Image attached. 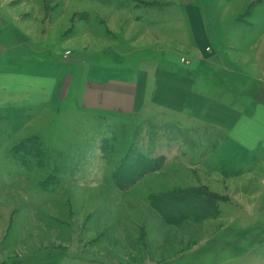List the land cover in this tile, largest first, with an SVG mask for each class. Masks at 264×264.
Masks as SVG:
<instances>
[{
	"label": "rangeland",
	"instance_id": "374dc122",
	"mask_svg": "<svg viewBox=\"0 0 264 264\" xmlns=\"http://www.w3.org/2000/svg\"><path fill=\"white\" fill-rule=\"evenodd\" d=\"M195 1L226 21L207 47L185 0H0V264H264V134L238 136L222 104H202L247 118L262 105L212 44L251 71L231 22L255 18L260 37L264 0ZM163 56L201 72L177 103L148 79L157 61L140 62ZM115 84L145 105L115 107Z\"/></svg>",
	"mask_w": 264,
	"mask_h": 264
},
{
	"label": "crops",
	"instance_id": "0c3cea01",
	"mask_svg": "<svg viewBox=\"0 0 264 264\" xmlns=\"http://www.w3.org/2000/svg\"><path fill=\"white\" fill-rule=\"evenodd\" d=\"M185 3H187V5L182 3L179 6H181V7L184 6V10L187 13V22H188V20H191L190 21L191 22L190 27H192L191 30L195 32V34L193 35L194 39L196 41H199L202 46L207 47L208 45H210V38H211V41H214L212 32L218 27L215 25L220 23V22L224 23L226 21L222 17L221 18L219 17L217 19V21H215L214 18H210L209 16L205 20L202 16L201 8L196 6L195 0H185ZM173 6H174V9L172 12L176 11V6L175 5H173ZM187 7H190V8L187 9ZM254 19L255 18H253V17L252 18L244 17L243 22H241V20H239V19H237V21L234 20L233 22H231L232 24H235L236 22H238L241 25V26L237 27L239 29V31H241V36H237V38L239 37V38L243 39V41L240 42L242 44V48L245 51L249 52L250 54L254 53L253 57L255 60V63H254L255 66L253 65V68H250L251 71H246L243 68L246 66V61H244L242 65L241 64L239 65L236 61H234V59H232V57H230V55L227 52V49L226 50L223 49V45L226 43V41L221 43V44H219L217 41H215V42H213L212 45L215 44V47L218 50H221V54L223 56L221 64H225L224 67L226 70H228L232 73H235V70L237 69L238 75L243 77L244 79H247V81L249 80L251 82L252 80H254V81L260 82L261 84L264 85V33L259 34L260 37H257L256 35L253 37L252 30L247 29V27L248 28H250V27L256 28L257 24L253 21ZM179 23L181 25L182 17H181V20L179 21ZM159 29H161V26L158 28V30ZM180 30L181 29H179V31ZM223 31L225 33L227 32V34H228L227 36H230V33H233V30L229 29L228 26L226 28H223ZM236 31H237V29H236ZM190 33H191V31H190ZM253 38H255V39L257 38V42H254ZM212 55H213L212 59H215V57H217V54H215V53H213ZM246 56H248V55L245 54L244 57L247 58ZM155 61H157V62L153 65H156V69L161 70V75L158 76V79H157V78H154L153 74L150 71L147 72L146 74L148 76V79H150V80L152 79L156 82L157 86H158V84L168 86L169 93H167V92L162 93V97H163L165 103H167L168 99L171 98L172 96H174L173 101L175 103H177L178 100L176 98L178 96H180L183 92H185V90H186V92L187 91L192 92V89L194 87L197 88V85L199 82L197 76L201 75L200 74L201 72L197 71L199 69L196 66L189 67V68L194 69L192 71L194 74L192 72L189 74H185L182 72L184 71L185 68H187V65H183L182 63H180V59H178V58H171V57L163 56L157 60L151 59V61H144L143 59H141L140 62L150 66V65H152L151 62H155ZM226 63H227V65H226ZM182 65L186 66V67L183 68ZM211 69L215 70L216 73H220V76L223 75L225 78V75L223 73L219 72L221 70H219L217 68L214 69V67H212ZM223 76H221V77H223ZM210 79H212V77ZM154 81H153V83L155 84ZM217 84L219 85V82L216 83V85ZM245 84H246V82H244L243 85H245ZM237 86L241 87V84H237ZM220 87L223 88L222 86H220ZM217 89L219 90V86H217ZM114 90L116 91V93H117V91L120 90L118 85L115 84V86L112 87V91H114ZM223 90H224V88H223ZM120 92H121V95H119V93H117V95L116 94L114 95L113 99H107L109 102H112L115 100V102L117 103V105L115 107H117L119 109H121V107H123V106L124 107L127 106V105H125V101L123 100V97H127L126 98L127 104L133 105V106H131L132 110L136 108L135 106L137 104H139L141 106V103H144V105L146 103L145 102L146 98H144L145 94L142 95L141 100H140L139 96L136 97V96H134V94H131L133 92L131 88L130 89L127 88V89H125L124 92L123 91H120ZM194 93L197 94V91ZM213 95H214V93H213ZM95 96L100 98V95H98L96 93L93 96V98ZM120 96H122V97L120 98ZM192 96H194V95H192ZM226 97L224 99H226ZM86 98L83 99L84 103H89V100ZM93 98H91L90 103L91 102L97 103L95 101L99 98H95V99H93ZM138 100H140V101L138 102ZM195 100L197 101L198 99L195 98ZM105 102H107V101H105ZM226 102H227L226 104H223V101H219L217 99V97L216 98L211 97V99L204 98V101L202 104L206 106V108H205L206 111H211V112H213V110H215L216 106L222 104L223 106H219V108L222 111V112H220V114L224 117L225 120H227L226 123H223V124H225L223 126H226L228 129L231 130L232 133L238 134V136L243 134L244 131L247 134L257 133L254 130V128L257 131H260L259 133L261 135L264 134V103L260 102L262 105H260V104L256 105V110H255L252 118H247L244 115L245 113H242L240 111V109H237L236 107H235V109L231 108L234 106H232V104H230L228 101H226ZM158 103H159V104H157L158 109H161V110L170 109L167 107L164 108L163 106H161L160 102H158ZM190 104L192 105V107H194V105L192 103H190ZM190 104H188V105L190 106ZM97 106L103 107V105H97ZM129 107H130V105H129ZM173 107L175 109H178L179 111L181 109H183V110L186 109V107L182 104L178 105V107H176L175 105ZM137 111H139V110L137 109L136 112ZM150 111L151 110H148L147 112L150 113ZM136 112H134L133 114H135ZM230 118H232V121H228V119H230ZM236 119H237V121H235ZM254 137H255V139L257 138V136H254ZM241 147H242V144H240L239 149H241ZM85 263H87V262H85ZM89 264H91V263L89 262Z\"/></svg>",
	"mask_w": 264,
	"mask_h": 264
},
{
	"label": "trees",
	"instance_id": "16d2710c",
	"mask_svg": "<svg viewBox=\"0 0 264 264\" xmlns=\"http://www.w3.org/2000/svg\"><path fill=\"white\" fill-rule=\"evenodd\" d=\"M252 87L254 89L253 91H251V90L248 91V89L245 90L247 96H252L253 94H256V96H255L256 100L261 102L262 98L264 96V85L261 84L260 82L255 81L254 84L252 85ZM140 160H141V162H138L137 165H140V163L145 162V159H140ZM147 161H149V160H147ZM144 170L138 169L133 174L129 175V177L123 176L121 181H125L124 183H128V182L135 183L136 181H139L140 178H142V176H143L142 174H144V172H143ZM137 174H141V175H137Z\"/></svg>",
	"mask_w": 264,
	"mask_h": 264
}]
</instances>
